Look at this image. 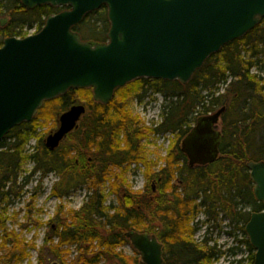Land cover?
Listing matches in <instances>:
<instances>
[{
	"label": "trees",
	"instance_id": "1",
	"mask_svg": "<svg viewBox=\"0 0 264 264\" xmlns=\"http://www.w3.org/2000/svg\"><path fill=\"white\" fill-rule=\"evenodd\" d=\"M66 8L43 4L27 9L21 0H0V14L10 16L9 20L0 17V46L7 37H26L29 32L25 27L36 26V32L41 30L49 15ZM89 27L92 31L87 32L89 37L85 39L82 34ZM109 28L108 10L103 6L87 14L74 30L84 40L105 42ZM261 55H264V18L242 38L212 54L187 84L142 77L118 87L108 104L94 101L92 88L70 89L46 101L32 122L13 127L0 142V209L12 196L21 194L29 176L19 183L20 173L31 159L35 164L32 172L41 171L42 177L51 172L60 175L53 188L54 195L68 196L80 186L88 187L87 201L80 209L71 211V224L61 223L53 230L59 241L52 252L62 264H68L67 246L72 244H77L79 255L71 264H144L141 256L130 261L117 250L130 242L128 231L155 234L163 244L165 264H244V261L254 264L255 249L245 226L253 212L264 208V203L255 197L247 162L264 160V77L253 73ZM149 91L164 97L163 120L158 127L145 126L127 107L130 98H143ZM80 98L87 103V112L78 128L67 136L74 138V143L65 146L62 142L51 151L40 138L39 148L28 153L25 146L36 134L40 115L48 111L51 119L56 120L57 114ZM222 107L226 110L222 114L220 155L215 162L190 167L177 141L169 150L166 164L151 171L142 147L148 133L172 131L179 140L184 139L200 116ZM133 162L145 163L146 176L156 181L160 193L156 196L154 192H134L124 182L121 184V177L116 175L119 182L112 187L120 195V206L111 213V206L105 204L103 185L109 175L116 174V169ZM201 209L210 221L216 222L222 214L242 229L244 238L240 243L248 250L246 258H237L242 251L240 245L220 250L216 243L210 244L209 236L201 242L194 239L196 228L191 226V219ZM5 221L0 213V264H18L27 255L29 244L4 226ZM52 237L46 236L45 241H51ZM228 251L232 258L227 263L219 262Z\"/></svg>",
	"mask_w": 264,
	"mask_h": 264
},
{
	"label": "water",
	"instance_id": "2",
	"mask_svg": "<svg viewBox=\"0 0 264 264\" xmlns=\"http://www.w3.org/2000/svg\"><path fill=\"white\" fill-rule=\"evenodd\" d=\"M27 9L50 4L68 7L46 19L24 38L7 37L0 47V142L10 130L31 122L45 101L70 89L92 88L108 104L118 87L138 78L179 80L187 84L205 61L247 34L264 18V0H21ZM106 6V42L84 40L74 27ZM226 107L198 118L182 141L189 165L217 160ZM87 112L75 103L59 116V128L45 140L55 150ZM254 193L264 203V160L247 162ZM245 230L255 248L254 264H264V208L252 213ZM144 264H165L155 234L128 231ZM58 264V263H53Z\"/></svg>",
	"mask_w": 264,
	"mask_h": 264
},
{
	"label": "rangeland",
	"instance_id": "3",
	"mask_svg": "<svg viewBox=\"0 0 264 264\" xmlns=\"http://www.w3.org/2000/svg\"><path fill=\"white\" fill-rule=\"evenodd\" d=\"M0 17H6L8 20L10 18L9 13L0 14ZM25 30L29 33H35L36 26L29 29L25 27ZM90 31H92L91 28H87L84 32L85 34H82L83 38H88ZM96 34L101 35V33ZM247 51V49H243L244 53H248ZM260 60L261 62L253 68V73L264 77V55L260 56ZM221 91H224V89L222 88ZM76 102L84 103L87 106V103L81 98ZM163 102L164 97L161 93L149 91L143 98L138 96L130 98L127 107L130 108L134 115L140 118V121L145 126L151 128L158 127L163 120L161 116V105ZM61 113L57 114L56 120L51 119V115H48L50 112L48 113V111L40 115L36 134L30 138L25 146L28 153H33L39 148L40 138L45 142L48 135L59 128V116ZM220 129H223L222 121L218 126V130ZM120 137L124 138L123 135ZM73 139L66 137L63 141L64 145L70 146L74 143ZM182 140H179L177 135L172 131L148 133V136L142 140V147L145 148V156L148 158L151 171H157L162 168L166 164L169 150L177 144V141L179 142L178 148L181 149ZM187 162H189L188 157ZM34 165L31 159L26 161L23 171L20 173L19 183H22L26 176H29V181L24 185L20 195L12 196L6 205H2L0 213L6 218L4 226H7L9 230L15 231L20 238H24L26 243L29 244L25 252L27 255L18 264H62L61 260L52 252V249H54L53 245L59 241L58 237L53 235V230H56L61 223L62 226L64 223L71 224V211L80 209L87 201L89 194L88 187L87 185L80 186L68 196L59 197L58 195H54L53 188L59 180L60 175L51 172L42 177L41 171L32 172ZM147 168L143 162L126 163L122 168L114 171L116 172L115 175L107 177L103 190L106 196L105 204L108 207L111 206V213L114 212L115 208L120 206V195L112 187L113 183L119 182L116 175L121 177V184L124 182L125 185H123H127L134 192L141 194L154 192L156 196L159 195L160 189L157 187L156 181H150L146 176ZM176 184L180 183L176 181ZM247 209H250V207H247ZM98 222H100L99 219ZM192 224L196 228L194 239L197 242H201L206 236H209L212 238L210 244L216 243L220 250H226L229 246L240 245L242 251L239 252L237 258L247 257L248 250L244 244L240 243V240L244 238L242 229L222 214H220L216 222L210 221L206 219V215L201 209L196 215L192 216L191 226H193ZM98 229L103 232L106 231L103 226H98ZM50 234L53 236V239L46 242L45 238ZM7 246L10 247L11 244ZM67 248L69 249L66 256L67 262L71 264L72 260L78 257L79 248L77 244L69 245ZM117 250L129 257L130 261L131 259L135 260L137 257H140V253L137 254V250L131 242L124 243ZM230 257L231 252H225L219 262L227 263ZM244 264H246V261H244Z\"/></svg>",
	"mask_w": 264,
	"mask_h": 264
}]
</instances>
